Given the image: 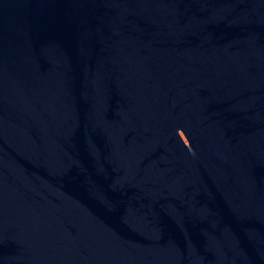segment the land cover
Segmentation results:
<instances>
[{"label": "water", "instance_id": "obj_1", "mask_svg": "<svg viewBox=\"0 0 264 264\" xmlns=\"http://www.w3.org/2000/svg\"><path fill=\"white\" fill-rule=\"evenodd\" d=\"M0 264H264V0H0Z\"/></svg>", "mask_w": 264, "mask_h": 264}]
</instances>
